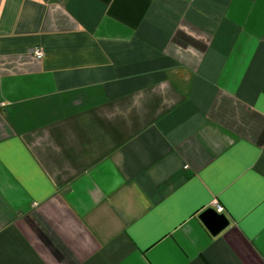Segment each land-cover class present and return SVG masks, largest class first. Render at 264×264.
Segmentation results:
<instances>
[{
    "label": "crops",
    "instance_id": "0c3cea01",
    "mask_svg": "<svg viewBox=\"0 0 264 264\" xmlns=\"http://www.w3.org/2000/svg\"><path fill=\"white\" fill-rule=\"evenodd\" d=\"M0 264H264V0H0Z\"/></svg>",
    "mask_w": 264,
    "mask_h": 264
},
{
    "label": "water",
    "instance_id": "95a60500",
    "mask_svg": "<svg viewBox=\"0 0 264 264\" xmlns=\"http://www.w3.org/2000/svg\"><path fill=\"white\" fill-rule=\"evenodd\" d=\"M200 218L214 235L225 229L230 222L225 213L218 212L214 207H208L202 211Z\"/></svg>",
    "mask_w": 264,
    "mask_h": 264
},
{
    "label": "built area",
    "instance_id": "2783aa9c",
    "mask_svg": "<svg viewBox=\"0 0 264 264\" xmlns=\"http://www.w3.org/2000/svg\"><path fill=\"white\" fill-rule=\"evenodd\" d=\"M31 52L39 59H41L44 56V51L39 46L34 47ZM212 207H214L218 212L225 211V207L218 200L213 201Z\"/></svg>",
    "mask_w": 264,
    "mask_h": 264
}]
</instances>
